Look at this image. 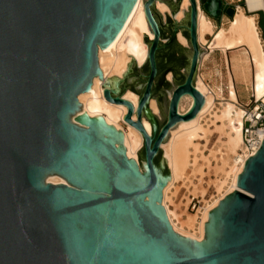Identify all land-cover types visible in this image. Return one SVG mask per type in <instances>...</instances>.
<instances>
[{
  "label": "water",
  "instance_id": "1",
  "mask_svg": "<svg viewBox=\"0 0 264 264\" xmlns=\"http://www.w3.org/2000/svg\"><path fill=\"white\" fill-rule=\"evenodd\" d=\"M198 1L189 0L186 24L173 18L164 42L155 0H145L153 37H143L147 71L140 91L132 90L137 106L122 97L125 77L117 91L104 87L106 100L125 105L124 121L142 135L138 163L126 155L123 131L85 114L77 98L94 76L102 80L98 48L114 39L136 0H0V264H264V136L238 174L239 190L208 212L200 241L176 233L161 204L169 173L156 162L160 145L204 102L194 87L202 49ZM199 6L213 20L234 14L223 0ZM184 30L187 64L182 79L166 89L158 125L149 106L154 99L160 112L153 96L157 52ZM131 65L141 67L132 59L126 75ZM185 94L193 102L181 115ZM50 174L66 183L46 181Z\"/></svg>",
  "mask_w": 264,
  "mask_h": 264
},
{
  "label": "bare ground",
  "instance_id": "2",
  "mask_svg": "<svg viewBox=\"0 0 264 264\" xmlns=\"http://www.w3.org/2000/svg\"><path fill=\"white\" fill-rule=\"evenodd\" d=\"M144 1L136 0L114 39L105 48H98L97 58L102 72V80L98 76H94L89 90L81 92L77 96L82 107L81 110L85 111V114L93 117L100 115L108 124L123 131V146L125 147L126 155L136 162H138L137 151L143 144L142 135L134 126L124 121L123 117L127 110L126 106L106 100L103 91L104 87L116 90L118 81L121 79L127 67H129L128 65H130L129 63H131L132 59L135 60L138 66H142L147 60L148 48L143 37L147 35L149 38H152L153 35L149 29L144 12ZM243 1L244 9L247 13L243 11L241 6L237 5L232 18L229 20L228 26L225 28L220 27L214 31H212V22L205 16L198 1L197 40L200 47L203 48L205 44L203 35L205 33H211V41L207 42L209 43L207 48L219 47L221 50H226L240 47L243 49L246 58L254 70L253 96L264 105V47L254 18L256 11L264 10V0ZM189 4V0H180L179 9L173 15L174 18L178 20L188 8ZM154 5L161 13L168 11V6L161 0H155ZM177 40L180 44L187 45L185 36L180 32L177 33ZM205 56L206 53L201 51L199 62ZM229 82L228 100L230 102H236L233 83L231 81ZM194 87L203 95L204 102L202 106L192 118L180 120L170 128L166 139L160 145L164 160L169 168V176L166 178L162 189L161 204L165 209L172 229L176 233L200 241L204 236V223L208 220V212L215 208L224 196L234 190H239L237 186L238 174L242 172L245 160L249 156L254 155L255 151L247 155L243 150L242 126L245 113L244 108L234 107L232 105L233 103H222L215 117L219 118L222 125L228 128V131H225L226 157L221 156L218 158L214 167H212L216 176L212 184H214L216 191L219 192V196L211 203L204 205L197 212L199 215L188 214L184 221V226H178V223L174 222V219H177V214L166 203L167 191L174 181L182 175L186 167H188L190 148L197 149L194 140H199L206 135V128L200 123V119L204 114L210 113L215 104L214 95L197 73L194 79ZM122 97L130 100L134 106H137L138 95L136 92L127 89L122 93ZM192 102L193 97L191 95H183L178 102V113L181 115L185 114L191 107ZM149 106L153 113L156 114L158 112V107L154 99L150 100ZM132 119L136 120L135 113H133ZM119 122L124 123L126 128H123ZM142 124L146 131L150 133V124L145 118L142 119ZM257 134L261 139L264 136V128L258 130ZM229 153L231 157H228ZM229 162L237 166L235 171H231ZM45 180L51 183H66L64 178L56 174L46 176ZM225 186H227V189L222 193V189ZM185 227L188 230H185ZM191 230L193 231L191 232Z\"/></svg>",
  "mask_w": 264,
  "mask_h": 264
},
{
  "label": "rangeland",
  "instance_id": "3",
  "mask_svg": "<svg viewBox=\"0 0 264 264\" xmlns=\"http://www.w3.org/2000/svg\"><path fill=\"white\" fill-rule=\"evenodd\" d=\"M161 1H163L168 6V11L166 12L161 13L158 9H156L157 12H159L158 20L161 25L163 34L162 37L165 42L168 41L172 36L173 28L175 25L173 23L174 16L171 14V11H178L179 0ZM203 1L204 0H199V5ZM224 2L225 7H236L237 5H239L243 8V11L247 13V11L244 9V5L242 6V2H244L243 0H224ZM203 13L212 22V31L216 30L219 27H227L229 20L231 19L224 14L222 16V19L213 20L204 11ZM254 16L256 18V21L260 19V14H254ZM184 24H186V10L178 19L177 23V25ZM259 27L261 29V36L264 41V22L262 19L259 22ZM184 32L186 31L184 30ZM203 36L205 39V44L203 45L201 51L203 53H206V56L202 58L200 64H198L196 73L200 76L204 84L214 95L215 104L212 111L210 113L204 114L200 119V123L206 128V135L199 140H194V143H196L197 145V149L194 150L192 147L190 148L188 167H186V169L182 172V175L174 181V183L167 191L166 203L170 209L175 210L177 219H174V222L178 223V226H184V221L187 218L188 214L199 215V213L197 212H199L204 205H206L207 203H211L215 198L219 196V192L216 191L214 184H212V181L216 178L212 167H214L218 158H220L221 156L226 157L225 131H228V128L222 125L221 120L215 117V114L218 113V110L221 108L222 103H233L232 105L234 107H240L237 105V103H247L250 99V95L253 94L252 91L254 70L252 69L248 59L246 58L244 50L240 47L227 50H221L219 47L207 48L209 44L207 42L211 41V35L204 34ZM175 42L177 44L176 46H180V53L183 55L185 61H187L190 49L187 47V45L184 46L177 41ZM130 68H132L131 72L126 75V70L128 69L127 67L121 77H125V81L120 86L121 91L122 87H126L128 90H130L131 88L134 91L139 92L140 83H142L144 79L143 73L147 71V66L144 64L137 69L133 65H131ZM182 68L183 66H180L176 69V72L178 74L176 77H174L175 80L172 79L170 73L169 76L167 74L168 79L171 80V86L164 84L157 90V93L153 95L158 101L160 108V112L156 113L158 125L163 122L165 116V108L167 104L165 93L167 91L166 89L168 87H170L168 89H171L174 86L175 81H180L182 79L184 73V70ZM229 81L233 83L234 91L236 92L237 97L236 102H230L228 100L230 83ZM260 102V100L257 101V103ZM261 114L262 116H264V109ZM119 124L123 128H126V125L124 123L119 122ZM142 154L143 151L141 146V148L137 151L138 163L142 161ZM162 155L163 151L161 150V152L156 157V162L160 165L161 171L163 173H169V168L166 164V161L164 165L161 164ZM228 157H231L230 153ZM229 163L231 165V171H235L237 166L232 162ZM218 177H220V175H218ZM225 189H227V186L222 189V193ZM201 190L204 194L201 193ZM192 198H194L193 201L197 200V203L194 207L192 206ZM185 230L188 229L185 227ZM192 231L193 230H191V232Z\"/></svg>",
  "mask_w": 264,
  "mask_h": 264
},
{
  "label": "built area",
  "instance_id": "4",
  "mask_svg": "<svg viewBox=\"0 0 264 264\" xmlns=\"http://www.w3.org/2000/svg\"><path fill=\"white\" fill-rule=\"evenodd\" d=\"M232 7L234 8L235 11L236 7L234 6ZM237 105L244 108L245 110L244 118H243V126H242L243 150L245 154L249 155L253 153L261 143V139L258 137L257 133L258 130L264 128V116H262L261 114V112L264 109V105L262 102L257 103V100L255 99L253 94L250 95V99L248 100L247 103L244 104L237 103ZM193 200L194 198H192L191 200L192 206L194 207L197 203V200L195 201Z\"/></svg>",
  "mask_w": 264,
  "mask_h": 264
},
{
  "label": "trees",
  "instance_id": "5",
  "mask_svg": "<svg viewBox=\"0 0 264 264\" xmlns=\"http://www.w3.org/2000/svg\"><path fill=\"white\" fill-rule=\"evenodd\" d=\"M243 5H244V2H242V6ZM261 19L264 22V17L262 15V12H261L260 19L258 20V25H259V22L261 21ZM183 36H187L186 32H183ZM176 45H177L176 42L173 41L169 45L160 49L157 52V63H158V71L159 72L164 71L166 69V67H168V66H172L176 70L180 66L184 67L187 64V61H185L183 55L180 53V49H181L180 46H176ZM163 51L166 52V58L165 59L162 57V55H160V53H162ZM131 90H133V89H131Z\"/></svg>",
  "mask_w": 264,
  "mask_h": 264
},
{
  "label": "flooded vegetation",
  "instance_id": "6",
  "mask_svg": "<svg viewBox=\"0 0 264 264\" xmlns=\"http://www.w3.org/2000/svg\"><path fill=\"white\" fill-rule=\"evenodd\" d=\"M160 55H162V57L164 59L166 58V52L165 51H163L162 53H160ZM169 73H170V76L173 74V77H176L177 74H178L176 72L175 68L172 67V66H168V67H166V69L164 71L158 72V75H157V77L155 79V85H154V88H153V95L155 93H157V90L160 87H162L164 84H166V80L168 79L167 74H169Z\"/></svg>",
  "mask_w": 264,
  "mask_h": 264
},
{
  "label": "crops",
  "instance_id": "7",
  "mask_svg": "<svg viewBox=\"0 0 264 264\" xmlns=\"http://www.w3.org/2000/svg\"><path fill=\"white\" fill-rule=\"evenodd\" d=\"M259 11V10H258ZM258 11H256V13H254V14H260V16H261V12L263 11V17H264V10H260L259 12ZM223 16V15H222ZM222 16H221V18L220 19H222ZM232 18V17H231ZM254 18H255V16H254ZM255 23H256V26H257V28H258V33H259V36H260V39H261V41H262V44H263V47H264V41H263V39H262V36H261V29H260V27H259V25H258V21H256V18H255ZM220 28V27H219ZM218 29V28H217ZM205 34H209V35H211V33H205ZM234 48H236V47H234ZM230 49H232V48H230ZM227 50V49H226ZM201 62V61H200ZM200 62H199V64H200ZM235 95H236V92H235ZM236 101H237V97H236Z\"/></svg>",
  "mask_w": 264,
  "mask_h": 264
}]
</instances>
